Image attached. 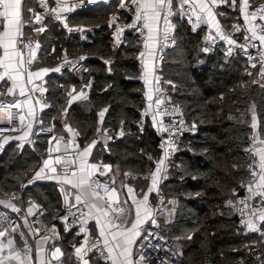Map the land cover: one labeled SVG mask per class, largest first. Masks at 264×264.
<instances>
[{"label":"trees","instance_id":"trees-1","mask_svg":"<svg viewBox=\"0 0 264 264\" xmlns=\"http://www.w3.org/2000/svg\"><path fill=\"white\" fill-rule=\"evenodd\" d=\"M251 2L253 9L264 4V0ZM227 9L230 21L236 22L238 8L228 5ZM114 11L122 20L128 16L127 11ZM72 22L73 18L71 25ZM98 22L102 25L99 39L83 46L77 35L58 38L61 34L52 31L56 26L51 24V31L39 36L42 53L50 51L56 39L65 40L67 47L80 48L71 57L80 54L85 57L86 82H92L90 96L88 101L70 107L68 121L81 132L82 141L88 142L97 135L98 113L108 109L102 127L107 129V134L122 127L124 135L116 141L109 139L103 160L113 164L116 174L128 170L150 171L160 150L158 136L150 124L144 135L138 130L145 107L144 85L138 78L140 67L136 63L142 41L137 34L129 32L124 45L118 48L111 41L112 30L107 26V19L98 18ZM189 29L185 21L179 22L178 44L162 57L158 73L159 83L168 92L170 101L194 130L181 140L163 182L164 195L177 198L179 206L171 222L166 223L160 217V227L174 239L179 237L176 241L185 254L181 264H255L249 249L256 244L264 250V234L245 235L237 226L235 214L224 203L236 197L233 191L238 194L239 182L249 175L248 164L252 157L244 149L248 147L252 131L251 106L255 104L258 125L264 129V88L253 83L257 69L247 58L239 53L227 56L221 49L205 56L201 51L204 40ZM29 34L34 39L32 33ZM56 46L54 56L60 54L58 44ZM198 72L220 79L222 88L212 91L197 76ZM63 73L61 81L77 83L71 72ZM57 79L50 81L48 100L54 107L50 113H56L65 100ZM260 134L264 135V131ZM39 155L28 147L20 150L14 145L1 155L0 195L11 191L21 194V185L29 170L38 163ZM27 193L25 189L24 197ZM33 194L54 216L61 212L54 194L51 200L46 199L42 187ZM187 235L192 238L187 239Z\"/></svg>","mask_w":264,"mask_h":264},{"label":"snow or ice","instance_id":"snow-or-ice-1","mask_svg":"<svg viewBox=\"0 0 264 264\" xmlns=\"http://www.w3.org/2000/svg\"><path fill=\"white\" fill-rule=\"evenodd\" d=\"M53 0H39L41 11H35L33 7L26 5V0H0V123H7L13 125V121H17V125L10 128H0V132L12 131L17 132L25 127V120L29 119L27 128L30 130L32 121L36 119V105H41V110L48 107L47 104H42L43 93L46 89L43 87V78L49 71L59 72L61 69H49L46 67H38L35 70L33 66L37 64L38 53L41 50V45L38 41L33 43L32 37H26L25 28L29 33H36L37 35L44 33L47 30L45 24L46 18L55 19L63 23L64 28L69 32L74 29L69 27L65 13L73 11L74 4L69 6L70 0H54L55 7L51 6ZM95 2V0H93ZM105 2V0H100ZM220 4H228L235 9L238 0H129L124 2L122 0L121 7H128L130 10L134 9V21L130 27H136L140 23V30L143 33L146 30V42L144 47L149 48L148 41L159 42L163 39L165 42L170 41L169 33L172 31V25L169 22V17L176 14L174 7H178V14L187 18L195 31L200 25H208L210 28H215L217 36L221 40H226L229 45H234L235 40L231 38V34H226L217 20L219 13L214 9ZM251 0H239V12L242 14L245 24L249 25L246 29H242L240 24L233 25L235 32H244L246 42L250 43L252 47L257 45L254 43L259 41L261 46H264V23L257 24L256 21L264 22V4L255 7L253 10ZM193 18L194 21H193ZM163 21L164 28L161 30L160 23ZM260 29V34L257 32ZM81 31V29H75ZM123 29L117 28L115 36L119 41L120 33ZM250 33V35H249ZM207 39L214 41L215 37L209 33ZM171 42L174 43V40ZM55 51V49H53ZM204 51H208L207 48ZM231 53V47L229 48ZM151 54V53H150ZM144 56V53H140ZM85 59L81 56L80 60ZM249 59H254L249 57ZM67 55L65 54L64 63H68ZM261 63V71L258 73L260 77H264V48L261 49L259 57ZM253 68L256 64L251 65ZM251 75V74H250ZM157 81L159 77L156 78ZM40 83H37V82ZM254 83H259L254 81ZM10 84V86H7ZM91 83L84 85L79 92L73 88L68 91L67 106L63 108V115L67 117L69 108L74 102L86 101L88 99L85 88H90ZM264 88V85H260ZM159 91V89H156ZM39 93V96L36 94ZM13 97L10 101H5L4 97ZM147 99L152 101L151 93H146ZM162 100L157 98L155 104L157 111L153 114V122L160 125L158 131L169 132L172 126L165 127L162 121L156 120V115L160 114L159 105ZM149 104L148 108H151ZM12 109H16L13 112ZM108 109H104L98 113L99 126L96 128L97 136H105L107 129L103 128L105 113ZM147 109L144 115H147ZM167 111V110H164ZM252 123L250 125L253 130V135L250 139L255 144L257 141L264 144V140H260L259 132L264 131L260 128L257 122L256 106H251ZM181 126L183 120L180 121ZM52 131V128L48 129ZM64 130L70 134L65 142V136L61 135L59 139L56 136L50 138L49 143L55 141V146L48 149L49 158L43 161V166L35 172L33 180L52 179L56 180L62 186L67 185L68 190L64 196V204L67 211L73 217L76 213L72 209L80 212L79 223L81 225L79 231L84 234V239L79 243V246L74 245V252L71 256L76 258V264H89L86 259L88 253L93 249L99 251L101 255H105L106 259L111 260V264H144L145 256L143 255V243L137 244V241L143 236L147 240L148 236L152 235L148 229L144 227L150 224L159 227L156 214L149 206V195L157 190L158 177L163 170L165 159L168 155V148L171 147L170 141H163L161 148L165 150L164 158L156 163L155 171L143 179L150 180L149 187L145 192L140 190V194L136 189L127 183L121 181L119 185L116 182V174L113 173L112 165L104 163H90L92 149L99 142L94 138L83 149L75 143V137L81 135V132L74 129L70 124L65 123ZM29 131H25L23 136L18 139H27ZM124 135L123 131L120 133ZM111 137H108L110 139ZM62 142H64L62 144ZM167 145V146H166ZM106 146V143H105ZM245 152L257 159L248 166L250 174V182L246 187L249 196L245 199L236 201L235 203L229 200L228 206L236 209L241 217H249L242 219L241 223L247 227L249 231H259L256 220L264 222V148L255 149L249 146L244 149ZM53 152L59 153L54 158L51 156ZM149 159H152L149 157ZM53 164L58 165L54 167ZM48 169L52 175H42ZM118 171V169H117ZM109 173H113L111 176ZM129 177V173L124 174ZM100 177L107 179L101 180ZM63 190V188H62ZM126 190V191H125ZM233 195H237L233 191ZM72 197L70 202L69 197ZM123 196V199L121 198ZM256 197L260 198V208L253 207L251 201ZM12 199L3 201L0 200V205L4 208L10 209L11 212L17 213L19 218L23 220L24 227L28 228L26 234L22 230L20 224L14 223L7 213H0V264H52L56 261L57 264H69L71 256L65 257V253L60 247L53 245V249L49 253H45V245L49 241L48 236H43L35 241V245L29 244L28 236H38L40 229H34L28 221V217L35 215L34 209L37 207L31 204L26 212L22 213L12 201ZM131 202V203H130ZM87 209V211H84ZM43 215V212H41ZM62 220L67 224L68 217L65 216ZM89 220H94L97 236L95 241L90 244L89 236L91 235L89 229L86 227ZM73 223H76L74 219ZM7 224V227L4 225ZM53 237H58L55 230V225L52 226ZM68 231V227L65 228ZM147 233V235H145ZM17 238L22 242V247L17 246ZM189 236L187 239H191ZM176 239H179L177 237ZM157 250L160 245L155 246ZM139 250V251H138ZM173 256L183 255L182 250L177 248ZM259 259V257H258ZM160 264H170V261H161ZM264 264V261H262Z\"/></svg>","mask_w":264,"mask_h":264},{"label":"crops","instance_id":"crops-1","mask_svg":"<svg viewBox=\"0 0 264 264\" xmlns=\"http://www.w3.org/2000/svg\"><path fill=\"white\" fill-rule=\"evenodd\" d=\"M121 2H122V0H111L110 3L100 5L97 8L86 9V10H82V11L75 13V15L73 17L72 26L81 29V32L79 34H76L79 37L78 39H79L81 46H83V44H85V43H92L96 39H99L100 33H102V30H101L102 25L98 22V18H106L108 28L112 30L111 18L116 13V11H114V10L118 9V10H121L124 12L125 11L128 12L130 10L128 7H121ZM124 2L127 3V2H129V0H124ZM177 3H178V0H177ZM26 5L31 6L34 8V10H36L34 0H26ZM237 8H238L239 16L236 18V20H237L236 22L234 20L230 21L229 9H227V7L226 8L217 7L214 9V11L219 13V15H217V20L219 21V24H220L221 29L223 31L230 30L231 32L235 33V35L238 38H242V37H245V33L243 31L242 32H235L233 25L238 23L241 25L242 29H246L247 27H249V25L245 24L243 17H242V14L239 12V3L237 4ZM251 10H253V9H250V11ZM173 11L176 14H174L170 17V23L172 25V29L176 33L178 31L179 22H184V19L182 18L181 15L178 14V12H179L178 7H174ZM258 22H259V20L256 21L257 24H258ZM51 24L56 26L55 28L52 29V31L54 30L57 34H61V37L57 36L58 38H62L63 35L67 36V38H68V36L71 35L68 33L66 28H64L62 25H60L56 22H53V21L52 22L49 21L46 24L47 30L51 31V27H50ZM188 27H189V25H188ZM160 28H161V23H160ZM210 32L213 35V37L217 36L215 28H210L208 25H204V29H203L202 33L199 34V35H201V38L204 40V42L207 40V37H208ZM41 34L37 35L34 32L32 33V35L35 39V42L38 41L40 43L39 36ZM249 35H250V33H249ZM217 37H219V36H217ZM111 41L115 44V36L113 34V31L111 34ZM145 42H146V36H145L144 40H142V50H141V52L144 53V56H143L144 65L142 67L144 77L141 79V81L143 82V85H144V95H145V107L143 108L142 111H144L146 109L150 110V108H148V106H149V104H151V101H149L147 99L146 93L150 92L152 95V98H153V96H154L153 85H154L155 76H156L155 65L158 61V57H157V53H156L157 42L148 41L149 48H147V49L144 47ZM56 44H58V48L60 49V54L54 56L53 49L56 50V48H57ZM66 44L67 43L65 42V40L64 41L63 40L58 41V39H56V43H52L51 50L48 51L47 53H42L43 46L40 43L41 50L38 53L37 64H35L33 69L35 70L38 67H46L49 69H56L57 67H59V64L62 61H64L65 54L67 55V59L71 58V54H74V53L77 54L76 52L80 48L75 49V47L71 48L70 46H69L70 47L69 48L66 46ZM76 47H78V46H76ZM140 53H139V55H140ZM234 54H237V53H234ZM241 55L243 57H245L243 54H241ZM80 56H83V54H80ZM56 60H59V62ZM43 62H47L48 65H45ZM55 62H57L55 65H53V66L50 65V64H53ZM251 65H252V63H251ZM63 74L64 73L61 71H59V72L49 71V73L46 76H44L43 87L46 89V91L43 93L42 104H47L48 107H44L41 110V105L35 106V108H36V119H35V121H32V127L30 130L26 127L27 124L29 123V119H26L25 120V127L22 128L18 133L6 134V135L0 136V148H1L0 149V157H1V155H3V153L11 145H14L16 148H18L20 150H23L24 148L28 147V148L38 152L40 154L39 155L40 158L43 157L41 160L39 159L38 163L34 167H32V169H30L29 172L27 173L26 178H25L23 184L21 185V194L17 195V193L11 191L9 194L4 193L3 195H0V200L7 201V200L12 199L13 196H15L16 199L13 200L12 202L21 208L22 213L26 212L27 208L30 206V202H31V204L36 205L37 207L34 209V212H39L40 214H41V212H43V215H41V216L43 218V221L46 223L47 229H48L47 233L45 235L50 238L49 241L47 242V244L45 245V253L47 254L51 250H54L52 246L55 245L56 247H60L61 250L65 253V257H63L62 259H66V258L70 257L71 254L74 252L73 246L74 245L79 246V243L81 241H83V239H84V234L80 233V231H79L81 225L78 227H75L73 229H68V231H65L66 226L60 219L61 213L66 210V206L64 204V196H65L66 191L68 190V186L67 185L62 186L56 180H52V179H39V180H34L33 183H29L30 180H33L35 172L38 171L40 169V167L43 166V161L45 159L49 158V155H46V152H48V149L50 147L54 148V146H55V141H53L51 144L49 143L51 137L50 138H44V137H36L35 136V134H34V123L38 122L42 125L52 126L55 130L54 136H56L57 139H59V137L61 135H64L65 137L69 138L70 134L65 132L64 125H65V123H68L71 125V123L68 121V118L63 115V108L67 106V100H68L67 93H68V91H71L73 88H75L76 91L79 92L80 89L83 88L84 85L89 83V82L80 83L78 81H77V83L63 82V81H61V79L63 78ZM204 74L210 75V78H212L210 80V82L215 81V84L213 83L212 87H217L219 90L222 88V84H221L220 79L213 77L209 73H204ZM204 76H206V75H204ZM54 77L59 78V80L57 79L56 84L58 83L59 85H62L65 100L60 105V107L58 108L56 113L55 112L50 113L49 111L50 110L52 111L54 109V107L49 102L48 97L51 94V83H50V81L53 80ZM60 77H62V78H60ZM37 83H40V82L38 81ZM90 83H92V82L90 81ZM7 86H10V84H8ZM90 88L84 89V91L88 95V99L86 101L89 100ZM36 95L39 96V93H37ZM3 99H5L6 101H10L13 99V97L8 96V97H4ZM86 101H78V102H74L73 104H75V103L81 104V103H84ZM105 115H106V113H105ZM152 117H153V115L150 116L148 125L149 124L151 125V128L153 129V131L157 135L156 127L158 124L153 122ZM156 120L162 121V117L156 116ZM73 128L76 129L75 127H73ZM25 131H29V135H28L27 139H24V140L18 139V137L23 136ZM108 137H110L109 134H106L105 136H97V135L95 136V138L98 139L99 142L92 149L91 156L89 157V162L90 163H101L102 162L104 164H110V165H112L113 171H115L116 168L113 166V164L111 162H109L107 160H103V158L105 156L104 152H106L108 150L107 149L108 148V141H109ZM92 139H94V138H92ZM91 140L88 142H83L81 139V135L75 137V143L79 146L80 149H83L88 143L91 142ZM105 143H106V146H105ZM62 144H63V142H62ZM56 155H59V153L53 152L51 154V156L53 158ZM160 160H161V156L159 155L154 160V168L150 171H143V172L142 171H133V170L126 171L125 173L130 174L129 177H127V178L124 175L125 173H121L120 171H118L117 172L118 177L116 178L117 185H119L121 183V181H123L124 183H127L130 186L134 187L138 194H140L141 189H143L146 192L148 187H149L150 180L143 179L142 177L148 176L150 173L154 172L155 168H156V163ZM53 166L59 168L58 165L53 164ZM110 174H113V173H109V175ZM117 174H116V176H117ZM42 175H52V173L48 169H46L45 173ZM160 184H161V175H159V177H158L157 190L153 191L149 195V202L148 203H149V206L151 207V209L153 208L156 193L160 190L163 191V188H162L163 185H160ZM38 187H42V189L45 193L46 199L51 200V196L53 194L56 196L55 197L56 202L58 203V206L61 208V212L58 215L54 216L53 213L51 211H49V209L47 207L42 205L34 197L33 191H37ZM62 188H63V190H62ZM25 189L28 190V193H27L28 195L26 197H24ZM121 198L123 199V196ZM69 199L71 202L72 197L70 196ZM50 206H51V204H50ZM0 207H3V205H0ZM174 212L175 211L165 210L161 213L160 217H163L165 219V222L169 223V222H171V220L173 218ZM256 223L262 228L263 222L257 220ZM19 224L22 226V230L27 234L28 228L23 226L24 222L20 218H19ZM53 225H55V230L58 233V237H56V238L53 237V232L51 230ZM86 227L89 229V231L91 233V235L89 236V242L91 244L92 242L95 241V238L98 234L97 229H96V225H95V221L89 220ZM45 235H42L39 237L29 235L28 236L29 244H32L34 246L35 241L39 240L41 237H43ZM187 236H189V235H187ZM17 246L22 247V242L19 241V238H17ZM86 259L89 260V264H111V260L106 259V253H105V255H98L95 253L94 249L88 253V256L86 257ZM55 262L56 261H53L52 264H55ZM69 264H76V258L74 256H71V259L69 260ZM144 264H152V263L144 262Z\"/></svg>","mask_w":264,"mask_h":264},{"label":"built area","instance_id":"built-area-1","mask_svg":"<svg viewBox=\"0 0 264 264\" xmlns=\"http://www.w3.org/2000/svg\"><path fill=\"white\" fill-rule=\"evenodd\" d=\"M34 1H35V6H36L35 11H41V8L39 6V0H34ZM110 1L111 0H105V2H100V0H95V2H93V0H70L69 6H72L73 4L75 5L73 7V11L70 13H65L64 15L66 17V20H67L69 27H71L74 30L72 32H69L67 30L68 33L71 35H76V34H79L81 32V31L75 30V29H79V28L73 27L71 25V19L73 18L75 13L82 11V10H86V9L97 8L100 5L110 3ZM51 6L55 7L54 0L51 3ZM227 6H228V4H220L219 5L220 8H226ZM127 15L128 16L125 20H122L119 17V15H114L111 18V27H112V31H113L114 36H115L116 31H117V28L123 29V31L120 33L119 41H117V38L115 36V45L118 48H120L124 45V43L126 41V35L129 32H133V33L137 34L141 41L144 40V38L146 36V30H144L143 33L140 30V23H137L136 27H130V25H132L133 21H134V9L129 10ZM170 17H169V22H170ZM182 18L189 25V28H190L189 30L192 34L197 35V34L202 33V31L204 29V25H200L194 31L192 28V25L188 22L187 18L184 16H182ZM194 19L195 18H193V21H194ZM49 21L56 22V23L63 26V23L58 22L52 18H46L45 24H47ZM260 23H264V22L259 21L258 24H260ZM163 28H164V24H163V21H161V30H163ZM25 32H26L25 38L27 39V36L30 35L27 28H25ZM224 32L226 34H231V38L233 40H235L236 43L234 45H229L226 40H221L219 37L215 36L214 41H209L207 39L203 43L202 48H201L202 54H204L205 56H210V55L214 54L216 51H218L219 49H221L224 52V54L227 56H230L234 53L243 54L252 64L253 63L256 64L257 72L254 76L253 83H254V81H258L259 83H254L256 86L260 87V85H264V77H260L258 75V73L261 71V63L259 62V57L261 55V49L264 48V46H261L259 44V41H256L254 43L257 46L252 47L250 43L246 42L245 37L238 38L235 35V33L231 32L230 30H225ZM257 32H258V34H260L259 28H257ZM169 36H170L169 42H165L163 39H161L157 43L156 53H157L158 61L155 65L156 76H155V82L153 85L154 96H153V99L151 101L152 107L150 108V110L147 111V115H144L145 110L142 111L141 117L138 121L139 133H140V135H144L146 132L148 123H149L150 116L155 114L157 111V106L155 104V100L157 98L162 100V103L159 105L160 114H158L156 116L162 117V123L165 127H168V126H172V127H171V131H169V132L158 131V128L160 127L159 124L156 127V133H157V136L159 139V150H160L161 158H164V156H165V150L163 148H161L162 142L163 141H170L171 142V147L168 148V155H167V158L165 159L163 170L160 173V175H161V184L160 185H163V182L167 177V171H168L170 163L173 160H175V158H176L181 140L184 139L185 137H187L189 134H191L194 131L193 127L187 122L185 116L181 113L180 109L170 101L169 96H168V92L162 88L161 84L159 83V80L157 81V79H156L158 77V73L161 69L162 57L169 50L175 48L178 44V38H177L176 33L174 32L173 29L169 33ZM172 40H174V43L171 42ZM33 43H35L34 39H33ZM230 47H231V53L229 54L228 50ZM205 48H207L208 51H204ZM80 57L81 56L71 57V58L67 59L69 61L68 63H64V61H62L59 64V67L61 69L60 70L61 72L69 71L75 76V78L77 79L78 82L85 83L86 82V73L88 71V67H87V64L84 61V59L80 60ZM249 57H253L254 59L250 60ZM136 63L140 67V72L138 74V78L141 80L144 77L143 70H142V67L144 65L143 56L139 55L136 59ZM157 88L159 89V91L156 90ZM164 110H167V111H164ZM12 111L16 112V109H12ZM181 120H183L182 126L180 124ZM17 123H18L17 121H13V125H8L7 123H0V128H10V127L16 126ZM50 128H52V131L48 130ZM121 131H123L122 127H120L117 131L110 133L109 135L111 137V140L116 141V140L120 139L122 137L120 135ZM18 132L19 131H17V132L3 131V132H0V136L6 135V134H16ZM34 134L36 137L50 138V137L55 135V130L50 125H42L38 122H35L34 123ZM258 134H259L260 140H264V135H261L260 132ZM252 135H253V130L251 131L250 137H252ZM250 137H249V141H248V147L252 146L255 149L264 148V144L260 143L259 141H257L255 144H253V141L250 139ZM67 139H68V137H65V142ZM46 155H49V152H46ZM251 157L252 158H251L248 166L253 163L254 159H257L256 157H253V156H251ZM42 158L43 157H41L40 160ZM111 175L112 174H110V176ZM100 179L105 180L107 178L106 177H100ZM249 182H250V174L248 175V177L245 180L239 182V184H238L239 193L236 195V197H234L232 199H228L227 201H225L224 205L226 208H229L231 211H233V213L236 216L237 226L245 235H255V234L256 235H262V234H264V230L257 223H256L257 227L260 230L254 231V232L249 231L247 229V227L241 223L242 219H248L249 217L245 216L242 218L241 215L239 214V212H237L235 208L229 207L228 203H227L229 200H231L235 203L236 201H239V200H242V199H245L246 197H248L249 193L247 191V188L242 187V185H247ZM251 203H252L253 207H255V208H260L262 206L260 204V198L259 197H256L254 200H252ZM178 206H179V201L177 198H167L164 195L162 190H160L156 193L155 201H154L152 210L156 214V220H157L159 227H155V226H152L150 224L144 225V227L146 229H148L150 232H152V235L148 236L147 240H144L143 236H142L141 239L137 241L138 245L140 243H143V245H144L143 249H140V250L143 251V255L146 258L145 262L152 263V264H160L161 261L168 260V261H170V264H181L184 261L185 254H184L183 248L177 243L176 239L169 236L166 232L162 231L161 227H160L161 226V221H160L161 213L165 210L176 211ZM72 211L76 213L75 217H73L71 214H69L67 209L65 211H63L60 215L61 221L65 224L66 227H68V229H73L75 227L80 226L79 219H78L81 215L80 212L77 211L76 209H72ZM84 211H87V210L84 209ZM0 213H7L9 218L14 223L19 224L18 217L15 214H13L11 211H9L8 209H6L4 207H0ZM65 216L68 217L67 224L62 220V218ZM74 219L76 220V223H73ZM28 221L34 229H40L41 230L39 235L35 236V237H39V236L45 235L47 233V230H48L47 225L43 221L39 212H35V215L29 216ZM4 226L7 227V224H5ZM145 235H147V233H145ZM156 245H160L159 250L156 249V247H155ZM177 248L182 250L183 255H180V256H173L172 255V253ZM94 251L96 254L101 255V253L99 251H97L95 249H94ZM249 254L251 255V257L255 261V264H262V261H264V250L256 244H252V246L249 249ZM258 257H259V259H258ZM55 264H57V262H55Z\"/></svg>","mask_w":264,"mask_h":264},{"label":"rangeland","instance_id":"rangeland-1","mask_svg":"<svg viewBox=\"0 0 264 264\" xmlns=\"http://www.w3.org/2000/svg\"><path fill=\"white\" fill-rule=\"evenodd\" d=\"M204 75H206V76H204ZM197 76H198L202 81L205 82V84L207 85V87H208L209 89H211V90H213V91H219V89H218L217 87H212L213 83L215 84V81L210 82V80L212 79V78H210V75H208V74H204L203 72H202V73H201V72H198V73H197Z\"/></svg>","mask_w":264,"mask_h":264}]
</instances>
